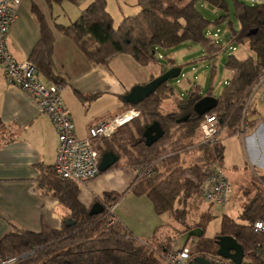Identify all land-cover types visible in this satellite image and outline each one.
<instances>
[{
	"label": "trees",
	"instance_id": "trees-1",
	"mask_svg": "<svg viewBox=\"0 0 264 264\" xmlns=\"http://www.w3.org/2000/svg\"><path fill=\"white\" fill-rule=\"evenodd\" d=\"M46 1L53 4L64 1L76 3L78 0ZM199 1L225 11L227 14L216 20V24L228 20L232 30L231 41L247 45L255 53L244 59L234 54L229 56L226 66L232 76L218 93L214 91L213 75L217 58L221 52L231 48L229 43L224 48L218 39L206 36L211 21L200 10ZM107 6V0H93L70 25L56 24L59 31L81 47L92 63H106L115 54L127 53L138 63L148 65L157 61L159 49H173L185 41L201 44L206 51L205 57L214 62L208 92L204 93V89L194 83L187 90V95L181 96L167 81L138 104H129L140 112L137 117L120 126L112 135L97 138L96 145L94 143L100 159L105 151L113 150L136 169V180L131 186L134 194L147 196L157 214L168 213L183 223L189 198L196 195L203 198L200 183L186 178V173L204 182V168H222L224 160V146L219 141L213 145L193 142L204 118L195 113L194 104L205 95H213L219 102L208 113H215L222 126L235 128L242 121L252 87L264 66V2L248 4L234 0L239 31L233 29L229 0H186L185 3L142 0L140 14L124 18L118 27L113 25L114 18ZM33 12L40 23L41 39L32 50L30 60L36 64L40 75L52 84L65 86L67 81L56 72L53 59L54 32L36 4ZM255 29L257 31L250 34ZM171 62L176 64L175 59ZM169 98H177L176 107L164 112L162 104ZM185 115L189 118L178 123L177 120ZM155 121L160 122L165 133L156 143L147 146L144 131ZM0 134V143L11 136L5 134L2 124ZM167 148L172 150L169 155ZM191 149L200 153L199 163L185 166L184 157ZM41 180V187L69 208L75 223L60 230L45 223L40 232L11 224L12 230L0 241L1 258L16 257L13 264H160L153 247L129 233L123 223L118 220L114 225H108L104 215L106 208L101 214L91 215L90 209L79 200L78 182L62 178L54 166L43 174ZM246 195L248 201L240 215L243 222L223 215L219 234L233 236L243 245L246 258L242 264H264L255 253L257 243L264 242V231L254 229L257 220H264V189L256 190L254 195L251 192ZM120 197V194L106 193L102 203L106 207L117 203ZM205 218L199 225L206 231L212 217L205 215ZM197 239V252L216 253V239L205 237V234ZM170 250L163 248V251Z\"/></svg>",
	"mask_w": 264,
	"mask_h": 264
},
{
	"label": "crops",
	"instance_id": "crops-1",
	"mask_svg": "<svg viewBox=\"0 0 264 264\" xmlns=\"http://www.w3.org/2000/svg\"><path fill=\"white\" fill-rule=\"evenodd\" d=\"M92 1L78 0L74 7L70 1L49 4L46 0H21L17 18L7 38L8 47L17 60L30 59L32 50L41 39L40 23L33 12V5L36 4L54 32L56 72L67 81L65 86H59L61 96L75 122L77 134L82 138L89 137L91 126L127 114L134 108L123 99L133 86L144 84L169 67L179 65L171 62V59L176 62V56L166 54L167 63L160 64L159 51L157 61L148 65L138 63L127 53L115 54L106 63H92L81 47L56 27V24L70 25ZM107 1V9L113 16L109 7L112 3ZM139 3L142 4V0ZM119 5L124 10L122 18L138 15L142 10L133 5L135 9L130 11L126 2ZM70 8L74 10L72 15L68 12ZM68 17L70 19L66 21ZM153 63L157 65L158 73L153 70ZM40 76L44 83H51L42 74ZM257 95L247 101L242 121L235 128L225 125L224 131H221L220 142L224 146L222 168L234 189L232 203L223 205L230 217V209L235 210L233 207L237 205V199L241 201L243 211L248 201L246 194L251 192L254 195L256 190L264 189V103H254ZM170 99L165 100V105L163 102V111H166L165 106L171 105L168 104ZM0 124L5 126V134L8 131L7 136L11 135L0 143V241L12 230L11 224L33 232H40L45 223L62 229L70 217V210L40 185L43 174L54 166L58 133L39 103L20 86L7 82L1 65ZM94 143L96 145L97 138ZM136 176V169L124 158L119 159L109 170L100 172L87 183L79 184V200L91 209L95 202H102L106 193L120 194L119 201L115 203V215L129 233L148 243L155 223L145 225V232L137 224L133 228L129 222V209L123 207L128 199L134 202L143 199L149 206L153 205L147 196H137L131 191Z\"/></svg>",
	"mask_w": 264,
	"mask_h": 264
},
{
	"label": "built area",
	"instance_id": "built-area-1",
	"mask_svg": "<svg viewBox=\"0 0 264 264\" xmlns=\"http://www.w3.org/2000/svg\"><path fill=\"white\" fill-rule=\"evenodd\" d=\"M20 2L21 0H0V65L5 79L9 84L20 86L32 99L39 103L42 110L51 118L59 138L54 163L56 173L79 184L87 183L100 174V154L94 145V140L112 135L120 126L137 117L140 112L132 108L127 114L100 121L89 128V137H80L77 134L73 118L66 110L60 87L52 83H44L40 79L36 64L30 59L17 60L8 47V34L17 18ZM259 2H264V0ZM229 47L233 51L236 50V47ZM256 94L264 103V66L252 87L250 99ZM221 131L222 126L216 114L207 113L198 127L195 141L197 144L213 145L219 141L218 136H220ZM205 172L202 185L203 199L213 204H227L233 194V184L225 175L223 168H207ZM115 205L110 204L105 207L104 215L107 217L110 226L118 221L115 215ZM254 229L255 231H264V221L257 220ZM255 253L264 261V242L257 243ZM197 256L205 257L210 264H233L217 253H198L194 243L187 244L181 251L164 252L161 264H199L196 260ZM16 260V257H0V264H13Z\"/></svg>",
	"mask_w": 264,
	"mask_h": 264
},
{
	"label": "rangeland",
	"instance_id": "rangeland-1",
	"mask_svg": "<svg viewBox=\"0 0 264 264\" xmlns=\"http://www.w3.org/2000/svg\"><path fill=\"white\" fill-rule=\"evenodd\" d=\"M110 1L113 6L112 7L111 4L109 5L111 11L113 12V18H114L113 25L117 27L121 23V21L125 18V17L122 18L124 10L123 8H121L119 3L121 4L122 2H126L128 6L131 8L130 11L135 9L133 8L134 6H136V9H140V10L142 9V4L139 3V0H110ZM179 1L180 0H175V2L177 3ZM240 1H245L248 4H257L258 1L260 0L258 1L240 0ZM72 4L74 7H76V4L74 3ZM229 5L231 8V13H232L233 29L235 31H239L240 22L234 11V0H229ZM199 8L204 14V16L208 20L211 21L210 26L206 30V36L211 39H214L216 38V35H218L219 36V37L217 36L218 42L224 48L227 46L228 43H229V46L236 47V50L234 51L232 49L231 50L228 49L227 51L221 52L218 55L216 66H215L216 68L214 69L215 72L213 74L215 77L214 78V86H215L214 91L218 93L224 88V85L227 83L228 78H230L231 72L226 66L229 56L234 54L238 56L239 58H246L249 55L254 56L255 53L252 50H250V48L247 45H240L239 43H233L231 41L232 30L230 29L228 25V20L223 21V23L219 25L216 24V20H218L222 15L227 14L225 11L218 9L214 5H211L210 3L205 2V1H199ZM73 11L74 10L72 8L68 10L70 15L73 14ZM71 17H77V16H71ZM69 19L70 17H68L65 20L68 21ZM164 54L168 56H173V55L176 56V63L179 64L182 68L181 75L177 78L170 80V84L175 86L176 91L179 92V95H182V96L187 95V90L194 83H197L201 87V89H204L203 91L204 93L209 91V87L211 85V77H212L214 62L210 60L209 58L205 57L207 56L206 51L204 50L201 44L194 43L191 41H185L173 49H168V50L159 49V53H158L159 63L165 65L167 63L166 61L168 58L167 56H164ZM152 66H153L152 67L153 70L157 71L158 73L157 65L153 63ZM175 101L177 102V98L176 99L171 98L168 101V104H171V105H169L168 107L165 106L164 110L166 111L164 112L174 110V108L176 107ZM247 101L249 102V99ZM166 102L167 101L164 102V105ZM254 103H262L258 95L255 98ZM223 128L225 127L222 126V129ZM221 133H220V136H221ZM220 136H218L219 142H220ZM193 142H196V141L193 140ZM235 146H236V149H238V146L237 145ZM171 151L172 150L170 148H167L166 153L169 155ZM199 160H200V153H198L196 150L191 149L188 152V154L185 155L183 164L185 166H191L192 164L194 165V164L199 163ZM205 168L203 170L204 172L206 171ZM185 177L190 180H194L197 183H200V186H202L201 184L203 181H199L191 173H186ZM254 194H256V191L254 192ZM240 195H242V192L240 193ZM232 199H233V195H231L228 203H230ZM230 206L231 205L227 206V209ZM123 207H125L126 209H129L128 213L131 216L129 218V222H131V226L133 228L137 227L135 225L137 224L138 227H140L141 229H144L143 232H145V229H146L145 225L148 224L149 226L151 222L155 223L154 231L152 232L151 238H149L148 245L150 247H153V249L157 252V255L159 256L160 264L162 263V258L164 256L163 248L168 247L172 249L177 238L181 234L195 227H201L199 224L204 222V220L206 219L205 215L208 217H212L206 227V231H205V227H201L204 229L205 237H209L210 239H216L221 229L222 217L223 215L228 214L226 208H224L223 205L207 202L200 195H196V196L189 198L188 204L185 207L187 210V214H186L185 219H183V223H180L179 221L175 220L168 213L164 215L157 214L155 210L153 211L154 209L153 205L151 204V206H149L148 203L143 199H139V201L137 202L132 201V199H128V201H125V203L123 204ZM233 208L235 210L230 209V214L232 215V217L235 218L239 222H243L239 216V214L242 212V203L239 199H237V205L234 206ZM197 238L198 237H192L187 242V244L194 243L196 250L199 251V246H198L199 239Z\"/></svg>",
	"mask_w": 264,
	"mask_h": 264
},
{
	"label": "water",
	"instance_id": "water-1",
	"mask_svg": "<svg viewBox=\"0 0 264 264\" xmlns=\"http://www.w3.org/2000/svg\"><path fill=\"white\" fill-rule=\"evenodd\" d=\"M257 30H253L250 34L255 33ZM182 68L179 65L169 67L161 75L156 76L152 80L144 84H136L133 86L127 94L124 95L123 99L126 103L130 105H136L150 94L154 93L158 87L171 79L177 78L181 75ZM218 98L213 95H205L200 98L194 104V111L198 116H204L211 110H213L218 105ZM189 118L188 115L182 116L177 121L178 123L186 121ZM164 129L159 121H155L150 124L144 131V138L147 146H151L156 143L159 139L164 136ZM120 156L113 150L105 151L100 159L99 170L100 172H105L109 170L117 161H119ZM105 210V206L102 202H95L91 209V215L101 214ZM75 223V220L72 217H69L65 225L70 226ZM204 234V229L201 227H196L190 230H187L181 234L171 251L177 252L181 251L186 245L187 242L192 237H201ZM217 250L216 253L230 260L233 264H242L245 259V251L243 245L233 236L219 234L216 237ZM196 260L199 264H210L209 261L203 256H197Z\"/></svg>",
	"mask_w": 264,
	"mask_h": 264
},
{
	"label": "bare ground",
	"instance_id": "bare-ground-1",
	"mask_svg": "<svg viewBox=\"0 0 264 264\" xmlns=\"http://www.w3.org/2000/svg\"><path fill=\"white\" fill-rule=\"evenodd\" d=\"M219 37V36H218ZM41 77V76H40ZM264 121V120H263ZM210 166H212V165H210ZM113 167V166H112ZM206 174V173H205ZM97 177V176H96ZM228 177V176H227ZM63 178V177H62ZM205 179V178H204ZM92 180V179H91ZM73 181V180H72ZM202 190V189H201ZM234 190V189H233ZM196 228V227H195ZM191 239V238H190Z\"/></svg>",
	"mask_w": 264,
	"mask_h": 264
},
{
	"label": "clouds",
	"instance_id": "clouds-1",
	"mask_svg": "<svg viewBox=\"0 0 264 264\" xmlns=\"http://www.w3.org/2000/svg\"><path fill=\"white\" fill-rule=\"evenodd\" d=\"M164 252H167V251H164Z\"/></svg>",
	"mask_w": 264,
	"mask_h": 264
}]
</instances>
